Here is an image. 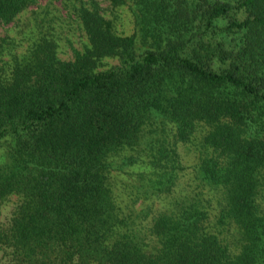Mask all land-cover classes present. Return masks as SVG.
Segmentation results:
<instances>
[{
  "label": "trees",
  "instance_id": "1",
  "mask_svg": "<svg viewBox=\"0 0 264 264\" xmlns=\"http://www.w3.org/2000/svg\"><path fill=\"white\" fill-rule=\"evenodd\" d=\"M0 27L6 264H264V0H0Z\"/></svg>",
  "mask_w": 264,
  "mask_h": 264
},
{
  "label": "rangeland",
  "instance_id": "2",
  "mask_svg": "<svg viewBox=\"0 0 264 264\" xmlns=\"http://www.w3.org/2000/svg\"><path fill=\"white\" fill-rule=\"evenodd\" d=\"M50 9V8H49ZM123 17L121 19L117 20L118 23V27H121V25L125 28L129 27V21H128V14L126 13H122L121 14ZM27 12H24L23 14L20 15L19 19L16 21V25L12 28H9L8 31L11 35H16L17 36V40H18V44H23L24 43V39H22V41H19L22 36H26L28 34V19L26 18ZM111 16V15H110ZM18 23H20L18 25ZM77 30V29H76ZM66 31L64 30L62 32L63 36L65 35ZM5 34V29H3L2 27H0V35ZM76 36H72L70 37V42L71 45L73 46H78L79 45V39L82 38L80 36L79 31H75ZM70 33L67 34V36H69ZM70 45V44H69ZM58 55L60 57H68L69 55H71L68 44H67V40L66 38H59V47H58ZM7 161V154L5 152V144L1 145L0 144V165L3 164L4 162ZM12 202L11 200H3L1 202V207H0V223H5L8 219L9 216V212L12 208ZM0 264H6L5 263V258L1 255V251H0Z\"/></svg>",
  "mask_w": 264,
  "mask_h": 264
}]
</instances>
